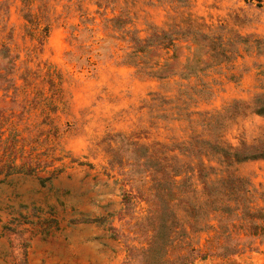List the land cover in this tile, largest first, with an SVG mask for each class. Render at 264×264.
Wrapping results in <instances>:
<instances>
[{
    "label": "rangeland",
    "instance_id": "374dc122",
    "mask_svg": "<svg viewBox=\"0 0 264 264\" xmlns=\"http://www.w3.org/2000/svg\"><path fill=\"white\" fill-rule=\"evenodd\" d=\"M185 18L222 34L230 58L190 38L134 53L126 30L147 38ZM261 93L264 0H0V264H153L156 159L198 189L202 173L264 191V159L229 164L211 147H264ZM214 235L193 234L201 253ZM192 264H264V237Z\"/></svg>",
    "mask_w": 264,
    "mask_h": 264
},
{
    "label": "trees",
    "instance_id": "16d2710c",
    "mask_svg": "<svg viewBox=\"0 0 264 264\" xmlns=\"http://www.w3.org/2000/svg\"><path fill=\"white\" fill-rule=\"evenodd\" d=\"M28 14L31 13L27 12L26 15ZM105 21L118 23L120 26L121 17L107 18ZM183 23L186 25L173 23L169 29L154 26L151 35L147 38L133 35L134 31L126 30V32L131 33V47L136 55L150 50L154 38H157L164 48L173 50L178 47L176 41L190 38L203 45L206 48V54L225 60L230 58L225 48L228 43L222 34L216 33L215 30L204 31L208 27L197 20L185 18ZM241 38L242 42L247 41V38L242 36ZM254 41L258 46L259 40ZM204 42L207 44L204 45ZM169 64V61L164 62L156 71H162ZM253 112L264 116V93L258 94L253 100ZM211 147L217 149L220 158L229 164L264 159V147L258 148L257 145L244 144L240 148H227L214 144ZM136 148L142 152L143 160L146 161L148 146L138 144ZM161 160H168V157ZM162 166L161 161L156 159L154 168L160 172L161 177L155 179L153 194L157 199H152L148 216V220L155 223L152 226L154 234L146 250V254L151 253L150 258L155 251L153 264H192L197 258L204 259L211 254L226 257L238 253L244 243L252 245L256 239L261 240L264 237V206H256L251 201L255 193L264 195V191H258L247 178L227 175L207 179L200 173L199 177L202 181H199L200 189H198L192 181L188 183L189 177L183 175L179 169L170 170L165 166L160 169ZM202 168H205L204 163H200L199 172H202ZM208 168L213 170L212 166ZM181 174V179L177 180L176 177ZM186 185L187 187L182 190L184 194L180 192L178 195L180 189ZM196 203L199 214L195 210ZM183 215L186 217L184 218ZM235 219L250 224L251 228L254 227L256 230H247L242 234L238 231L234 232L231 225L236 222H233ZM208 228L215 229L213 237L216 241L215 251L203 254L199 247H196L193 234ZM160 234L162 241L156 239ZM173 248L176 251L170 255V250Z\"/></svg>",
    "mask_w": 264,
    "mask_h": 264
}]
</instances>
